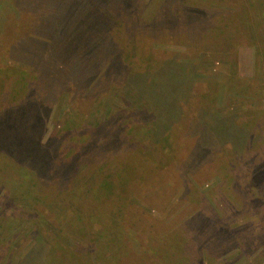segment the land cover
Instances as JSON below:
<instances>
[{
    "label": "rangeland",
    "instance_id": "374dc122",
    "mask_svg": "<svg viewBox=\"0 0 264 264\" xmlns=\"http://www.w3.org/2000/svg\"><path fill=\"white\" fill-rule=\"evenodd\" d=\"M239 1L0 0V264H264Z\"/></svg>",
    "mask_w": 264,
    "mask_h": 264
},
{
    "label": "trees",
    "instance_id": "16d2710c",
    "mask_svg": "<svg viewBox=\"0 0 264 264\" xmlns=\"http://www.w3.org/2000/svg\"><path fill=\"white\" fill-rule=\"evenodd\" d=\"M242 14L239 16L238 12H234L236 9H233L232 11L235 13L236 17H238L241 21V23L246 26L249 30H250V36H255V32H258V27L260 25L261 26L264 25V9H262L259 14L261 13V15H259V18L256 16V14H253L255 12V10L257 8H259L260 6L257 4V2L255 0H240L238 2V4H236ZM262 5V4H261ZM254 7L253 13L251 11V9ZM244 12L247 14V20H245V16H244ZM256 16V17H254ZM250 18L252 20H250ZM261 36V35H260ZM258 53L262 54L264 51L261 49H258ZM106 235V233H105ZM103 236V235H102ZM178 244H176L177 246ZM174 251V255H168V252L166 253L165 257H169L173 259V262L171 264H179L178 262L183 260L184 264H190L191 262H194L195 259L194 257L196 256V249L192 247V250L187 249V247H185L183 244L182 245H178ZM94 254H97L96 251L93 252ZM100 255V253H99ZM169 259H167L166 264H168Z\"/></svg>",
    "mask_w": 264,
    "mask_h": 264
},
{
    "label": "clouds",
    "instance_id": "9594fccd",
    "mask_svg": "<svg viewBox=\"0 0 264 264\" xmlns=\"http://www.w3.org/2000/svg\"><path fill=\"white\" fill-rule=\"evenodd\" d=\"M228 239V238H227ZM227 241V240H226ZM242 244H238L237 246L241 247Z\"/></svg>",
    "mask_w": 264,
    "mask_h": 264
}]
</instances>
